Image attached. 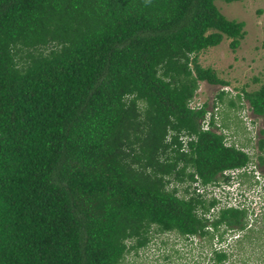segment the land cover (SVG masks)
Masks as SVG:
<instances>
[{"label":"trees","instance_id":"16d2710c","mask_svg":"<svg viewBox=\"0 0 264 264\" xmlns=\"http://www.w3.org/2000/svg\"><path fill=\"white\" fill-rule=\"evenodd\" d=\"M243 24L214 0H0V264H118L152 229L241 226V208L197 212L215 200L196 185L248 156L190 101L226 83L198 53ZM241 99L264 116V82ZM256 147L264 163V128Z\"/></svg>","mask_w":264,"mask_h":264},{"label":"rangeland","instance_id":"374dc122","mask_svg":"<svg viewBox=\"0 0 264 264\" xmlns=\"http://www.w3.org/2000/svg\"><path fill=\"white\" fill-rule=\"evenodd\" d=\"M214 4L226 18L242 20L244 34L234 49L228 44L229 38L222 37L219 43L198 53V62L202 66L212 67L217 76L226 83L221 85L198 81L190 105L206 102V110L217 109L215 114L218 123L226 127L222 132L238 144L248 145L253 154L254 151L257 152L255 145L252 148L254 141H246V131L238 118L242 106L246 107L247 103L241 99L240 105L235 100L239 105L234 107L227 104V99L242 88L246 91L254 90L264 82V0H214ZM220 88L225 90L221 99L216 95ZM246 109L250 110L248 106ZM255 121L257 128H264V116L256 115ZM255 161L260 178V174H264V163L260 164L256 159ZM210 197L212 194L204 196L206 200ZM255 212L257 213L254 217ZM255 212L246 214L242 222L249 225V236L246 240L237 243L236 239L242 234L238 227L230 231L231 236L228 239L226 237L227 244L224 245L226 258L218 264H264V204L260 212L258 209ZM216 213L214 208L213 216ZM151 231L153 233L151 232L148 244L136 251L125 253L118 264H217L213 260L210 245V240L217 237L216 233L210 238L208 235L185 237L176 232ZM258 231L260 234L256 236Z\"/></svg>","mask_w":264,"mask_h":264},{"label":"clouds","instance_id":"9594fccd","mask_svg":"<svg viewBox=\"0 0 264 264\" xmlns=\"http://www.w3.org/2000/svg\"><path fill=\"white\" fill-rule=\"evenodd\" d=\"M244 107L242 106L241 111L243 110ZM250 115L252 116L253 122H255L256 115L251 111V109H250ZM260 129L261 128H258V137L260 136ZM213 130L215 129L213 128ZM257 139H256V143H257ZM256 143H255V147H256ZM246 146L248 147V145ZM257 153H258V149L257 152L254 151V156L247 155L248 161L244 165L238 167L226 168L222 170L217 181L213 183H207L205 185H200V184L196 185L199 187L200 186L203 187V189L205 190L206 193H204L202 197H204L205 195L209 196L210 194H212V197L208 199L215 200L214 204L209 210H202L201 208L197 209V212L198 214H200V216L207 218V220L210 223L211 220L217 217L218 212L223 208H229V207L241 208L244 209L245 215L255 212V209H258L260 212V209L263 207L264 204V174L261 173L259 178V173L255 167V162H256L255 159L257 160ZM216 190L220 191V194H222L221 198L215 196L214 191ZM218 204H220L221 206H218ZM214 208L216 209L217 213L216 215L213 216L212 212ZM257 212H255L254 217L256 216ZM218 228H220V232H227V235L220 237L217 236V233L214 231V228H212L210 224H208L204 228L205 234L202 235H208L211 238L213 233H216L217 237L214 240H210V245H212L211 249L213 252L214 251L225 252L224 245L227 244L226 237L228 239L229 238L228 235L230 231L235 230V228L228 227L223 223H220L218 225ZM195 234L201 235L199 233H194L189 235L184 234L183 236L190 237Z\"/></svg>","mask_w":264,"mask_h":264},{"label":"built area","instance_id":"2783aa9c","mask_svg":"<svg viewBox=\"0 0 264 264\" xmlns=\"http://www.w3.org/2000/svg\"><path fill=\"white\" fill-rule=\"evenodd\" d=\"M198 105H196V106H198ZM246 107H244L243 110L241 111L240 118L242 119V125H243L244 130L246 131V135H247L246 138H247L248 142L249 143H253V141H254V143L252 144V148H253L255 143H256V139L258 137V128L256 127V121L253 122L252 116L250 115V110H247ZM210 112L211 111L207 110L205 112L204 117L200 121V126H201V128L203 130L213 129L212 125L209 123V118H210V115H211ZM214 123L216 125L219 124L216 115H214ZM180 138H181V141L183 143V147H185V138L186 137L185 136H181ZM226 138L227 139L225 140L226 141L225 144L232 143L234 147H236L239 150L243 151L248 156H253L254 153L252 154V150L249 149L246 145L238 144L236 141H234L233 139H230L227 136H226ZM194 190H195V192L200 193V194L206 193L205 190L203 189V187H201V186L200 187L196 186ZM214 194H215L216 197H219V198L222 197V194H220V191L216 190V191H214Z\"/></svg>","mask_w":264,"mask_h":264},{"label":"flooded vegetation","instance_id":"af4514ba","mask_svg":"<svg viewBox=\"0 0 264 264\" xmlns=\"http://www.w3.org/2000/svg\"><path fill=\"white\" fill-rule=\"evenodd\" d=\"M211 207H212V205L209 206V208H208L207 210H209ZM201 209H202V208H201ZM202 210H203V209H202ZM218 225H219V223H216L215 226L211 225V227L214 228V231L217 233V236L220 237V236H225V235H227V232H220V228H218ZM216 226H217V227H216ZM235 227H236V226H233V228H235ZM248 227H249V225H246V224H244V223H242L241 226H238L237 229L241 230L242 234H241V237H240V238L236 239V240H237V243H239L240 241H243V240H246V239H247L246 237L249 236V231L247 230ZM258 234H260L259 231H258V233L256 234V236H257ZM230 236H231V233H229L228 237H230ZM223 261H224V260H223Z\"/></svg>","mask_w":264,"mask_h":264}]
</instances>
